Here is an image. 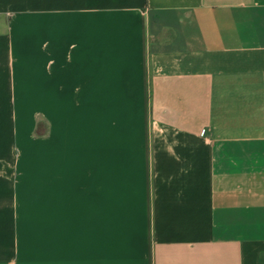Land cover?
<instances>
[{"label":"crops","instance_id":"1","mask_svg":"<svg viewBox=\"0 0 264 264\" xmlns=\"http://www.w3.org/2000/svg\"><path fill=\"white\" fill-rule=\"evenodd\" d=\"M0 264H264V0H0Z\"/></svg>","mask_w":264,"mask_h":264}]
</instances>
